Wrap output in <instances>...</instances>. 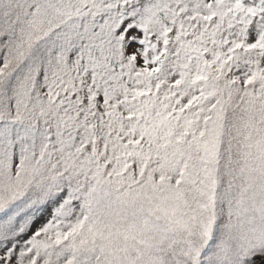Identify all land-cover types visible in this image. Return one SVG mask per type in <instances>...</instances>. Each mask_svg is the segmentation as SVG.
Masks as SVG:
<instances>
[{
    "label": "snow or ice",
    "instance_id": "obj_1",
    "mask_svg": "<svg viewBox=\"0 0 264 264\" xmlns=\"http://www.w3.org/2000/svg\"><path fill=\"white\" fill-rule=\"evenodd\" d=\"M0 264H264V0H0Z\"/></svg>",
    "mask_w": 264,
    "mask_h": 264
}]
</instances>
